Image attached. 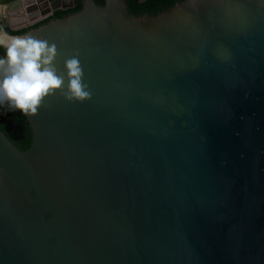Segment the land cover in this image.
I'll list each match as a JSON object with an SVG mask.
<instances>
[{
    "label": "water",
    "instance_id": "95a60500",
    "mask_svg": "<svg viewBox=\"0 0 264 264\" xmlns=\"http://www.w3.org/2000/svg\"><path fill=\"white\" fill-rule=\"evenodd\" d=\"M0 31L92 92L0 105V264H264V0H0Z\"/></svg>",
    "mask_w": 264,
    "mask_h": 264
},
{
    "label": "clouds",
    "instance_id": "9594fccd",
    "mask_svg": "<svg viewBox=\"0 0 264 264\" xmlns=\"http://www.w3.org/2000/svg\"><path fill=\"white\" fill-rule=\"evenodd\" d=\"M0 47L6 49L5 57L0 58V105L7 104L30 117L37 115L44 100L57 91L68 102L91 100L78 53L65 60V75L58 74L54 64L56 44L46 39L0 31Z\"/></svg>",
    "mask_w": 264,
    "mask_h": 264
}]
</instances>
